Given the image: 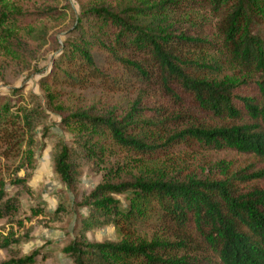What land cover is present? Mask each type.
<instances>
[{
	"label": "trees",
	"instance_id": "obj_1",
	"mask_svg": "<svg viewBox=\"0 0 264 264\" xmlns=\"http://www.w3.org/2000/svg\"><path fill=\"white\" fill-rule=\"evenodd\" d=\"M75 1L77 12L69 0L0 8V31L6 24L22 31L12 32V50L52 42L57 52L40 77L46 99L22 88L0 92V171L12 173V185L26 184L37 128L48 135L47 108L67 98L63 88L130 95L125 106L98 102L58 113L59 124L78 128L53 144L58 182L75 193L83 168L104 171L75 195L80 225L62 248L70 264H264V0ZM67 12L72 22L59 43L44 20ZM214 151L251 160L182 178L145 167ZM129 165L139 167L132 176L122 174ZM4 187L0 175V216L18 207ZM108 225L120 240L86 237ZM138 227L150 238H132ZM38 253L0 264H37Z\"/></svg>",
	"mask_w": 264,
	"mask_h": 264
},
{
	"label": "rangeland",
	"instance_id": "obj_2",
	"mask_svg": "<svg viewBox=\"0 0 264 264\" xmlns=\"http://www.w3.org/2000/svg\"><path fill=\"white\" fill-rule=\"evenodd\" d=\"M41 2L61 6L64 0H6L1 10L9 13L19 10L31 9ZM75 11L78 6L75 0H69ZM72 22V14L67 12L58 17H50L44 20V24L51 35H55L59 43L64 39L65 33L69 30ZM8 25V24H6ZM3 25L0 31V92L8 93L11 88H22L26 96L32 92L45 98L50 93L47 85L41 83L42 72L49 70L57 52L50 44L35 47L36 51L25 50L24 52L14 51L11 42H14L12 32L22 31L9 28ZM8 41V44H7ZM56 47V46H55ZM14 51V52H13ZM41 71V72H40ZM65 100L54 97V102L47 108V119L45 124L49 127L48 135L42 136L40 128H37V146L34 152L33 168L30 170V177L25 185L14 186L8 182L7 168H1L0 175L5 180L4 189L8 192L7 197L18 198V207L7 216H0V261L7 260L13 255L28 256L39 250L36 256L37 264H70L69 258L62 252V248L72 235L73 225H80L76 218L74 205L75 195L80 197L88 193L96 184L102 181L104 171H91L83 168L75 193L58 182L53 174V144L58 138L69 140L77 133L59 124V114L65 109L76 108V105L91 106L94 103L101 105H123L131 99L127 94H107L98 90H70L62 89ZM46 99V98H45ZM53 101V100H52ZM53 107V109H52ZM60 109V110H58ZM133 160L134 158L125 157ZM249 156L234 151L203 152L195 157L177 156L174 158H163L157 161V165L145 166L147 170L159 169L166 172L168 176L182 178L190 174V170L199 174L217 173L218 168L223 164L231 167H239L248 164ZM16 165H14L15 167ZM139 169L137 166L129 165L123 167L122 174H135ZM222 168H219V170ZM218 170V171H219ZM133 172V173H131ZM91 173H95L92 175ZM24 171H19L17 177L24 176ZM148 175L151 173H141ZM123 200V199H122ZM78 213L86 216L85 210ZM131 235L132 238H150V230L141 227ZM89 240L117 241L122 238L118 228L108 225L91 229L86 232Z\"/></svg>",
	"mask_w": 264,
	"mask_h": 264
}]
</instances>
